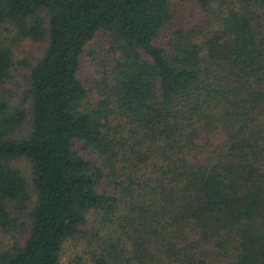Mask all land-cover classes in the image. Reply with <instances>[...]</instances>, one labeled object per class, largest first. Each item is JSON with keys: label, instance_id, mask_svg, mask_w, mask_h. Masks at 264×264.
Listing matches in <instances>:
<instances>
[{"label": "trees", "instance_id": "obj_1", "mask_svg": "<svg viewBox=\"0 0 264 264\" xmlns=\"http://www.w3.org/2000/svg\"><path fill=\"white\" fill-rule=\"evenodd\" d=\"M192 2L199 24L173 0H0V88L15 41L46 43L25 135L0 92V228L28 220L0 264H61L90 212L115 232L92 264H264V0ZM101 30L119 56L90 100L81 56Z\"/></svg>", "mask_w": 264, "mask_h": 264}, {"label": "rangeland", "instance_id": "obj_2", "mask_svg": "<svg viewBox=\"0 0 264 264\" xmlns=\"http://www.w3.org/2000/svg\"><path fill=\"white\" fill-rule=\"evenodd\" d=\"M176 21H191L199 24L204 13L193 4L192 0H173ZM4 33V32H2ZM11 34L5 36L11 37ZM45 41H33L23 39L15 41L12 45L13 68L9 79L0 88L2 97L13 107L23 108L25 118L22 125L13 134L12 138H18L26 134L29 127L30 111L28 102L25 100L27 76L30 65L41 55ZM114 44L108 32L101 30L90 39L83 48L79 77L88 88V98L95 99V86L97 82L115 66L118 51L113 50ZM81 151L88 152L83 148ZM90 151V150H89ZM91 152V151H90ZM94 157V154L91 153ZM13 165L18 167L23 174L27 185L31 186V162L26 158L14 160ZM32 190L31 187H29ZM32 193V191H30ZM18 223H22L16 230L6 231L0 228V251L9 249L14 242L23 243L27 236L26 229L28 220L26 211H16L13 213ZM87 222L73 238L64 242L61 252V264H92L94 257L104 248L105 243H109L115 235L114 226L101 221L102 212L88 214ZM107 241V242H106Z\"/></svg>", "mask_w": 264, "mask_h": 264}]
</instances>
